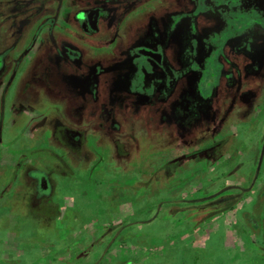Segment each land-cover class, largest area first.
I'll list each match as a JSON object with an SVG mask.
<instances>
[{
  "label": "rangeland",
  "instance_id": "rangeland-1",
  "mask_svg": "<svg viewBox=\"0 0 264 264\" xmlns=\"http://www.w3.org/2000/svg\"><path fill=\"white\" fill-rule=\"evenodd\" d=\"M40 4L35 13V0H0V264H264V194L255 209L264 109L252 102L225 131L209 119L183 140L159 126L118 133L104 116L101 128L84 129L96 120L75 113L63 90L84 75L61 72L50 88L52 60L47 81L35 70L48 52L47 18L62 36L71 4ZM107 47L88 52L106 58ZM212 140L220 143L191 154ZM33 169L50 182L41 197L30 188ZM230 193L231 205L207 214L211 199Z\"/></svg>",
  "mask_w": 264,
  "mask_h": 264
},
{
  "label": "flooded vegetation",
  "instance_id": "flooded-vegetation-1",
  "mask_svg": "<svg viewBox=\"0 0 264 264\" xmlns=\"http://www.w3.org/2000/svg\"><path fill=\"white\" fill-rule=\"evenodd\" d=\"M68 2L62 36L52 31L54 16L47 18L48 52L52 62L55 52L62 53L69 76L84 75V84L73 88L65 79L63 90L66 102L86 120L104 116L113 131L131 135L159 126L183 140L209 119L212 129L225 131L231 117L252 102L264 109V0ZM103 45L111 49L106 58L91 53ZM56 83L52 75L47 84ZM86 122L84 129L102 126L101 120ZM67 129L78 134L70 125ZM219 143L205 142L191 154ZM29 174L36 197L50 191L45 172ZM263 194L261 189L259 203ZM247 218L252 226L260 223L257 215Z\"/></svg>",
  "mask_w": 264,
  "mask_h": 264
},
{
  "label": "trees",
  "instance_id": "trees-1",
  "mask_svg": "<svg viewBox=\"0 0 264 264\" xmlns=\"http://www.w3.org/2000/svg\"><path fill=\"white\" fill-rule=\"evenodd\" d=\"M50 60H51L50 53L49 52L43 53L41 55V58L37 62V67L35 69L37 71V76H39V77H41L43 79H46V81L50 78L51 73H52L51 69H52L53 66L50 64V62H49ZM2 63H3V61L1 62V64ZM53 63L55 64V68L53 67V71L55 69H59V74H58V72L55 71L58 74L57 77H55V78L62 77V76H60L61 72H64L66 74V69H65V66H64L65 63L63 62L62 53H60L58 51L55 52L54 58H53ZM0 71H1V69H0ZM50 152H52V151H50ZM177 160H179V159L177 158ZM177 160H175V162ZM3 168L4 167L2 165H0V170H2ZM28 179H29V183L31 185L30 188H32V190H35L34 181L31 178H28ZM235 198H236V195H234V193H230L227 196L226 195L225 196H219V197H216L214 199H211V201L208 202V204H211L212 209L209 210L207 212V214H210V213L216 211L217 208H225V207L231 205L235 201ZM259 200L260 199H259V195H258L257 201L255 202L256 203L255 204V207H256L255 209L256 210H257V206L256 205L259 203ZM204 204L201 203V205H204ZM249 216L254 217L253 215H249ZM252 224L255 225V220H254V222L252 221ZM121 264H123V263H121Z\"/></svg>",
  "mask_w": 264,
  "mask_h": 264
},
{
  "label": "crops",
  "instance_id": "crops-1",
  "mask_svg": "<svg viewBox=\"0 0 264 264\" xmlns=\"http://www.w3.org/2000/svg\"><path fill=\"white\" fill-rule=\"evenodd\" d=\"M35 1H37L36 12H35V13H38L39 10L41 9V8H40V7H41V4L39 5V2L41 1V3H42L44 0H35ZM59 1H61V0H56L57 4H58ZM62 1H64V0H62ZM57 4H56V5H57ZM16 5L19 6V7H21V6H22V3H20L19 1H17V2H16ZM54 13H55V12H54ZM52 16H54V14H53ZM18 20H19L20 22H22L23 18H19ZM47 22H48V20H47Z\"/></svg>",
  "mask_w": 264,
  "mask_h": 264
},
{
  "label": "water",
  "instance_id": "water-1",
  "mask_svg": "<svg viewBox=\"0 0 264 264\" xmlns=\"http://www.w3.org/2000/svg\"><path fill=\"white\" fill-rule=\"evenodd\" d=\"M47 186H48V180L46 178V175L42 174L40 178V188L45 189Z\"/></svg>",
  "mask_w": 264,
  "mask_h": 264
}]
</instances>
